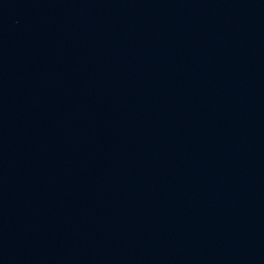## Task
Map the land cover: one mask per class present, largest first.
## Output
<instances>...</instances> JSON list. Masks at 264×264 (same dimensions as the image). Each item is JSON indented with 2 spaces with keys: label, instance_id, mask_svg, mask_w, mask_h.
Here are the masks:
<instances>
[{
  "label": "water",
  "instance_id": "obj_1",
  "mask_svg": "<svg viewBox=\"0 0 264 264\" xmlns=\"http://www.w3.org/2000/svg\"><path fill=\"white\" fill-rule=\"evenodd\" d=\"M0 264H264V0H0Z\"/></svg>",
  "mask_w": 264,
  "mask_h": 264
}]
</instances>
